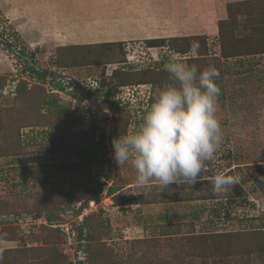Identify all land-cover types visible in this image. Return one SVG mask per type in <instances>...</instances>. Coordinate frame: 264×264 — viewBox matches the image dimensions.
<instances>
[{"label":"rangeland","instance_id":"374dc122","mask_svg":"<svg viewBox=\"0 0 264 264\" xmlns=\"http://www.w3.org/2000/svg\"><path fill=\"white\" fill-rule=\"evenodd\" d=\"M216 1L209 10L195 4L210 15L206 45L177 41L173 52L144 40L201 36L193 34L199 21L186 20L201 12L184 9L174 21V0H0V264L81 259L73 236L86 217L89 264H264V54L220 58L217 22L227 11ZM235 12L236 34H248L256 21ZM18 52L32 55L43 81L20 73ZM172 57L219 69L223 143L193 188L137 185L130 163L115 164L112 140L140 126L166 82L154 88L148 72ZM74 93L85 100L77 105ZM118 94L125 102L116 105ZM221 172L238 180L216 194L212 177ZM98 187L99 201L81 208ZM39 209L57 222H34Z\"/></svg>","mask_w":264,"mask_h":264},{"label":"clouds","instance_id":"9594fccd","mask_svg":"<svg viewBox=\"0 0 264 264\" xmlns=\"http://www.w3.org/2000/svg\"><path fill=\"white\" fill-rule=\"evenodd\" d=\"M164 68L168 79L140 126L112 140L113 159L119 168L131 164L137 185L157 182L161 187L193 188L207 170L206 162L215 158L223 143L222 125L216 116L220 71L215 65L199 68L176 57ZM237 180L223 172L214 175L213 191L224 194Z\"/></svg>","mask_w":264,"mask_h":264},{"label":"trees","instance_id":"16d2710c","mask_svg":"<svg viewBox=\"0 0 264 264\" xmlns=\"http://www.w3.org/2000/svg\"><path fill=\"white\" fill-rule=\"evenodd\" d=\"M244 2L248 3L249 0H226L227 18L225 20H219L217 22L218 35L216 37H218V40L221 44L220 45V58L227 59V58H232V57H244V56H253V55H257V54H264V0L257 1L256 5L254 6L253 9L252 8L248 9L243 4ZM239 9L242 10V13L246 16V19L248 22H251L254 20L257 23V25L254 26V28H252L249 32H247L248 34H245V35L236 34V30L234 29L238 25L237 20H236L237 19L236 18L237 13L235 12V10H239ZM243 10H244V12H243ZM195 37L196 38L190 37V38H177V39H174V38H168V39L157 38V39L144 40V42L147 44L148 47H165L166 46L168 49H170L174 52V47H175L174 43L177 41L185 42L188 40H195V39L198 40L199 39L205 43V41L208 39V36H206V35L195 36ZM119 43H121V42H119ZM117 45H119V44L117 43ZM205 45H206V43H205ZM188 47L191 48V46H188ZM7 49L9 51V53L11 52V50L14 52V49L12 46L8 47ZM187 49L185 51L176 50V52L177 53H185V52H187ZM18 58L25 59V62L21 67L20 73H26L27 72L31 76L36 75L42 81L45 79V77H46L45 72L43 70H40L36 66L34 59H33L31 54H30V58H28L25 55L18 52L16 59L18 60ZM97 61L100 62V61H102V59H99ZM55 63H56L58 68H66L65 65H63V62L61 61V59H58L57 62H55ZM157 70L155 71V69H154V70H152V72H148L151 74H156V76H157L156 82L154 84V88L158 85H162L163 84L162 82L167 81V79H165V77H164V74L165 73L167 74L165 69L162 68L158 71ZM145 71H147V70H145ZM133 75H135V74H133ZM133 75L129 74V76H132V77H133ZM104 81H105L104 78L102 80H100L99 81L100 85L104 86ZM123 82H125V81H123ZM126 82H128V81H126ZM106 83H107V80H106ZM117 87L123 88L126 86H124V84H119V86H117ZM131 87H134V86L131 85ZM76 96L79 98L77 101V105H79L80 103H82L85 100V99L83 100L82 94L77 95L74 93L75 98H76ZM148 99H149V97H148ZM150 101L153 102L154 100L150 99ZM112 102L114 104L118 105L124 101H122L121 99H115ZM126 103H128V102H126ZM62 110L64 112H68L69 114H72L71 112L76 111V110L75 111L68 110L64 107H62ZM94 130H95V128L93 127L92 133L95 132ZM106 137L108 138V136H106ZM100 138L102 140H104L105 139L104 134H100ZM103 153H105V152H103ZM100 189L101 188L98 187L95 190V192L90 196L89 200H87V202H83L81 208L85 207L89 201L98 202ZM109 191L111 192L112 190H109ZM134 201H135V199L129 200V204H131ZM52 211L39 209V211L38 210L35 211L36 218L37 217L45 218L47 220V222L49 223V225L51 226L52 224L57 222V217H58L57 214L52 212ZM79 211L80 210L76 211V213L74 214L75 217L78 216ZM86 220H87V217L79 220L80 221L79 223L76 222L77 226H76L75 231H74L75 235L73 236V240L75 242L74 252L76 254L79 253L80 256H82L84 258L82 261L79 262V264L91 263L90 259H89V256H90L89 244H90V241L92 239V231L89 228ZM2 221L6 222L7 220H2ZM44 226H47V225H44ZM47 228H49V227H47ZM51 229L54 232H57V233L59 232L58 229H53V228H51ZM64 238H65V236H64ZM94 248H98V246H96ZM97 259H98V257H96V259H94V261L99 262ZM66 264H72V262L67 260Z\"/></svg>","mask_w":264,"mask_h":264},{"label":"crops","instance_id":"0c3cea01","mask_svg":"<svg viewBox=\"0 0 264 264\" xmlns=\"http://www.w3.org/2000/svg\"><path fill=\"white\" fill-rule=\"evenodd\" d=\"M197 1H200V0H174V4H175V8H174V21H176L179 17H178V14L181 12V11H185L184 9H186L188 11H194L196 9H198V7H195V4ZM204 2L200 3L202 7H206L207 10L211 9L209 7V5H213L212 9H214V7L217 5V3L215 2H210L212 0H203ZM209 1V2H208ZM218 1V0H217ZM216 1V2H217ZM208 2V3H207ZM199 10V9H198ZM201 13H197V16L198 17H195V16H187L186 17V20H193V21H199L200 25L202 26H199L197 29V31H195L193 34H196V35H203V34H206L207 36L208 35H214V34H210V30L207 29L208 27V23H206L209 19H210V15H208L207 13L209 12H204V9L203 10H199ZM198 12V11H197ZM189 14V13H188ZM203 15L201 17H199L200 15ZM191 15V14H189ZM190 23H188L187 25H189ZM212 33H217V31L215 30V25L213 26L212 28ZM120 35V34H119ZM121 35H124L123 33ZM210 37V36H209ZM140 229V227H138ZM136 228V229H138Z\"/></svg>","mask_w":264,"mask_h":264},{"label":"built area","instance_id":"2783aa9c","mask_svg":"<svg viewBox=\"0 0 264 264\" xmlns=\"http://www.w3.org/2000/svg\"><path fill=\"white\" fill-rule=\"evenodd\" d=\"M118 97H122V96H120L119 94L118 95H116V98H118ZM35 220H34V222H37V221H39V223H42L43 225H47V224H49L48 222H47V220L45 219V218H43V217H38L37 219L36 218H34ZM3 220H6V218H3ZM19 220V219H18ZM83 260V258L81 257V259L79 258V257H77L74 261H72V264H79V262L80 261H82Z\"/></svg>","mask_w":264,"mask_h":264}]
</instances>
